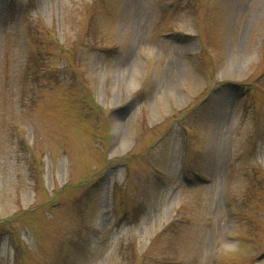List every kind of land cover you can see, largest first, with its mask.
I'll use <instances>...</instances> for the list:
<instances>
[{
	"label": "rangeland",
	"instance_id": "374dc122",
	"mask_svg": "<svg viewBox=\"0 0 264 264\" xmlns=\"http://www.w3.org/2000/svg\"><path fill=\"white\" fill-rule=\"evenodd\" d=\"M0 264H264V0H0Z\"/></svg>",
	"mask_w": 264,
	"mask_h": 264
}]
</instances>
